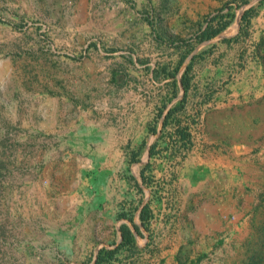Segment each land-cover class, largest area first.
Masks as SVG:
<instances>
[{
  "label": "rangeland",
  "instance_id": "1",
  "mask_svg": "<svg viewBox=\"0 0 264 264\" xmlns=\"http://www.w3.org/2000/svg\"><path fill=\"white\" fill-rule=\"evenodd\" d=\"M196 1L202 0H0V264L81 258L90 264L92 252L78 253L94 250L90 240L99 233L88 218L99 213L97 201L88 198H98L104 158L88 141L58 130H68L80 109L119 101L118 76L149 90L152 65L156 82L167 80L172 91L179 70L186 72L187 87L212 90L246 69V84L254 88L246 108L223 126L213 123L212 110L209 124L187 125L184 148L198 143L193 133L211 136L215 147L246 142L245 213L240 198L228 219L230 226L244 222L246 235L219 238L218 252L202 253L197 263L264 264V23L252 22L255 8L243 27L200 41V30L217 12L193 13ZM121 145L119 176L126 187L120 210L126 219L136 211L132 166L141 163L146 141ZM137 178L153 181L147 174ZM91 181L96 185L90 190ZM98 256L115 257L97 253L95 261Z\"/></svg>",
  "mask_w": 264,
  "mask_h": 264
},
{
  "label": "crops",
  "instance_id": "2",
  "mask_svg": "<svg viewBox=\"0 0 264 264\" xmlns=\"http://www.w3.org/2000/svg\"><path fill=\"white\" fill-rule=\"evenodd\" d=\"M230 1H196L200 7L192 12L214 14L223 7L229 23L221 32L243 27L246 23L243 14L250 8H256L252 22L264 23L263 0H241L229 7ZM211 67L222 69L220 65ZM156 71L152 65L149 76L156 85L146 91L123 84L125 78L118 76L116 81L120 84L114 89L124 94L119 101L80 109L79 117L68 130H58L69 139L88 141L90 148L100 150L99 156L104 158V167L100 168L104 179L98 181V198H88L97 201L91 205L99 208V213L88 216L91 225L99 230L98 234L92 233L90 240V248L94 250L71 252L82 256L92 252L90 264L96 263L97 253L103 256L110 251L114 259L98 264H198L195 257L218 252L219 238L246 235L244 222L240 227L238 223L230 226L228 221L234 216L240 198L245 213L246 142L233 141L228 147L224 144L215 147L211 145V136L193 133L192 140L196 138L198 143L190 150L184 148L189 139L184 136L187 125L209 124L206 115L212 110L216 119L213 123L223 126L231 123L235 110L246 108V101L254 95L253 86L246 84V69L236 80H224V85L212 90L200 84L184 88L181 81L184 71L179 70L173 91L165 84L167 80L156 82ZM54 133L57 134L56 130ZM123 141L134 144L146 141V148L138 154L141 163L132 166L137 184L130 190L136 211L126 219L127 214L120 210L125 185L119 176ZM145 174L153 179L151 183L137 178ZM95 185L91 181L90 190ZM144 206L147 215L143 223L140 216ZM122 224L131 228L133 242H123ZM134 224L139 226V233ZM119 252L124 253L123 258ZM85 262L82 258L72 260V264Z\"/></svg>",
  "mask_w": 264,
  "mask_h": 264
},
{
  "label": "trees",
  "instance_id": "3",
  "mask_svg": "<svg viewBox=\"0 0 264 264\" xmlns=\"http://www.w3.org/2000/svg\"><path fill=\"white\" fill-rule=\"evenodd\" d=\"M253 9L250 8L248 10H246V12L243 14V19L247 20L249 19L250 13ZM222 10L218 11L215 15L211 16L208 20H207V25L202 28L199 32V40L203 41L205 39H209L212 38L216 35H218L229 23V21L224 20L225 19V14L221 12ZM215 21H217L218 25L215 24ZM182 62V59L180 60L179 63ZM178 70V67L176 68V71ZM174 74V73H173ZM186 72H184L183 76H182V84L184 85V88H187L188 86V80L187 77L185 76ZM184 136H187L186 133H184ZM146 207H143L142 210V214H141V219L143 221V223L145 222L146 219ZM134 228L135 230L139 233V226L134 224ZM121 231H122V235H123V242H133L134 241V236L132 234V230L129 227V225L127 224H122L121 225ZM113 253V251L108 252L109 255H111ZM100 257L98 256L97 258V262L99 261Z\"/></svg>",
  "mask_w": 264,
  "mask_h": 264
}]
</instances>
